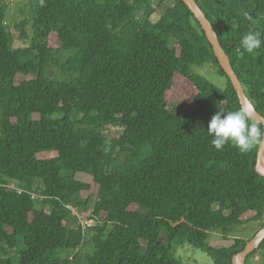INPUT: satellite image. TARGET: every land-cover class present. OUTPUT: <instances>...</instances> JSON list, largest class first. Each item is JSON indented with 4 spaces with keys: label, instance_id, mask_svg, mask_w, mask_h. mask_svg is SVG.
Returning <instances> with one entry per match:
<instances>
[{
    "label": "trees",
    "instance_id": "1",
    "mask_svg": "<svg viewBox=\"0 0 264 264\" xmlns=\"http://www.w3.org/2000/svg\"><path fill=\"white\" fill-rule=\"evenodd\" d=\"M196 1L264 116V47L258 55L240 47L244 33H264V0ZM7 13L0 0V264H182L185 244L234 264L256 234L222 248L207 241L213 231L264 227L260 145L247 153L211 145L217 106L241 102L186 3L29 0L15 33ZM177 75L197 90L187 116L167 101ZM87 235L92 253L82 252ZM261 252L264 241L246 264Z\"/></svg>",
    "mask_w": 264,
    "mask_h": 264
},
{
    "label": "rangeland",
    "instance_id": "2",
    "mask_svg": "<svg viewBox=\"0 0 264 264\" xmlns=\"http://www.w3.org/2000/svg\"><path fill=\"white\" fill-rule=\"evenodd\" d=\"M8 3V13L7 19L5 22L6 31L15 33L14 27L16 24L20 23L24 17L20 14V10L26 5L29 0H5ZM161 15V11H158L154 17L153 21H158ZM31 42L29 41L27 45ZM50 44L52 47H55L59 50L58 56L61 60L65 61L69 54L60 49L61 43L57 35L53 34L50 38ZM16 46H23L20 40H17ZM203 73L207 74L212 78L217 84L224 83V78H222L218 72L212 66H205L203 69H200ZM51 76L56 79H64L58 70H52ZM179 76V77H178ZM174 83V86L170 92L167 93V101L169 108L178 114L187 116L194 112L197 109L194 96L197 94L196 88L186 79L181 78L180 75H177ZM251 104V103H249ZM252 106V105H251ZM254 107V106H253ZM118 131L115 129L106 132V135L110 137L116 136ZM53 153L43 154L40 158H50L53 157ZM253 215V214H252ZM250 215V217L252 216ZM262 223H251L244 227L235 228L230 233H223L221 231L211 232L210 238L207 241L208 247L213 248H222L230 246L234 239H245L250 240L260 229ZM227 239V240H226ZM94 251V243L91 239V236L87 235L86 243L82 249L83 253H92ZM74 253V252H68ZM263 252L257 254L254 258L250 260V264H262L263 261ZM73 255V254H71ZM176 257L182 262V264H214L212 257L202 249L196 248L190 244H185L176 251ZM80 262H84L81 260Z\"/></svg>",
    "mask_w": 264,
    "mask_h": 264
},
{
    "label": "clouds",
    "instance_id": "3",
    "mask_svg": "<svg viewBox=\"0 0 264 264\" xmlns=\"http://www.w3.org/2000/svg\"><path fill=\"white\" fill-rule=\"evenodd\" d=\"M247 17V13H244ZM243 52L258 55L264 47V33L248 31L240 38ZM218 111L212 116L207 134L211 137V145L222 150L226 145L235 146L241 153H247L259 145L264 144V129L254 122V109L249 106H238L235 110H226L217 106Z\"/></svg>",
    "mask_w": 264,
    "mask_h": 264
},
{
    "label": "water",
    "instance_id": "4",
    "mask_svg": "<svg viewBox=\"0 0 264 264\" xmlns=\"http://www.w3.org/2000/svg\"><path fill=\"white\" fill-rule=\"evenodd\" d=\"M186 5L190 8V10L194 13L196 19L202 26V29L206 33V36L213 47L214 54L217 57L220 66L225 71L227 76L229 77L231 83L233 84L238 97L240 99L241 105L247 106L245 101V92L243 89V85L233 68L231 63L230 54L223 48L221 42L219 40L218 34L215 31V28L209 18L206 16L205 11L201 8V6L197 3L196 0H183ZM254 120L264 127V116L259 113L254 107ZM256 169L260 175L264 177V144L260 145L258 150L257 157V166ZM264 241V227H262L256 235L248 242L245 249L235 255L233 259L234 264H246L247 257L257 249L260 244Z\"/></svg>",
    "mask_w": 264,
    "mask_h": 264
},
{
    "label": "built area",
    "instance_id": "5",
    "mask_svg": "<svg viewBox=\"0 0 264 264\" xmlns=\"http://www.w3.org/2000/svg\"><path fill=\"white\" fill-rule=\"evenodd\" d=\"M74 213L76 215H78V212L76 210H74ZM79 218H80V216H79ZM81 223H82L83 228H87V227H91V226H94L95 225V222H93V221L92 222H86L83 219L81 220Z\"/></svg>",
    "mask_w": 264,
    "mask_h": 264
},
{
    "label": "bare ground",
    "instance_id": "6",
    "mask_svg": "<svg viewBox=\"0 0 264 264\" xmlns=\"http://www.w3.org/2000/svg\"><path fill=\"white\" fill-rule=\"evenodd\" d=\"M245 101H246V105H247V106L251 105V104H249L250 102L248 101V99L246 98V96H245ZM252 107H253V106H252Z\"/></svg>",
    "mask_w": 264,
    "mask_h": 264
}]
</instances>
